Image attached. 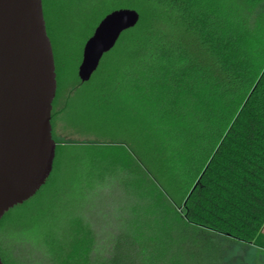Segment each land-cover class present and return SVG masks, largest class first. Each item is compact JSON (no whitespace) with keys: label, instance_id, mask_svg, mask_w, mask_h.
<instances>
[{"label":"trees","instance_id":"16d2710c","mask_svg":"<svg viewBox=\"0 0 264 264\" xmlns=\"http://www.w3.org/2000/svg\"><path fill=\"white\" fill-rule=\"evenodd\" d=\"M43 8L57 94L74 88L68 124L96 138L57 140L46 183L0 221V232H18L8 249L0 239L5 264H27L29 232L44 264H225L234 244L264 255V0H43ZM119 8L140 20L82 82L85 43ZM54 125L52 112L53 137ZM78 183L126 202L106 245L95 222L70 213L61 222L44 207L48 191Z\"/></svg>","mask_w":264,"mask_h":264},{"label":"water","instance_id":"95a60500","mask_svg":"<svg viewBox=\"0 0 264 264\" xmlns=\"http://www.w3.org/2000/svg\"><path fill=\"white\" fill-rule=\"evenodd\" d=\"M139 20L134 8L105 15L84 45L78 69L82 82L91 79L121 34ZM57 88L43 0H0V221L32 198L52 173ZM0 264H5L1 255Z\"/></svg>","mask_w":264,"mask_h":264},{"label":"rangeland","instance_id":"374dc122","mask_svg":"<svg viewBox=\"0 0 264 264\" xmlns=\"http://www.w3.org/2000/svg\"><path fill=\"white\" fill-rule=\"evenodd\" d=\"M73 89L72 84H66L62 91L56 94L55 97V106L52 112H54V139L56 142L57 140L91 141L96 138V136L92 134L87 135L79 133L68 124L67 118L68 111L70 110L67 109V102L74 92ZM108 194L106 188L88 187L78 183L69 189L62 185L58 195L50 194L48 191L43 197V202L45 208L53 206L54 209H52V211L64 217L60 218L61 222L67 219L66 216L68 213L76 217L83 215L92 223L95 222L101 244L104 243V245H106L109 242L111 234L114 233V230L108 226V223H111L112 219L114 221L117 207L125 202L118 193L114 195ZM108 202L114 205L112 215L109 212V210H111V205H109ZM49 227L50 225L47 221L46 226H43L42 230L46 231ZM32 233L29 232V238L25 241V257L27 264H44V261L41 259V253L35 250V246L31 244ZM17 235L18 232L14 227L11 229H9L8 226L4 227L0 232V239L2 240L3 247L8 249V247L14 246L17 243ZM2 253V247L0 246V254ZM225 264H264V255L259 254L253 247L234 244L229 247L226 253Z\"/></svg>","mask_w":264,"mask_h":264}]
</instances>
